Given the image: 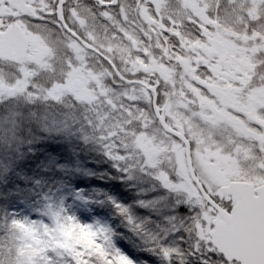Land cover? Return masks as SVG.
I'll return each mask as SVG.
<instances>
[{"label":"snow or ice","instance_id":"1","mask_svg":"<svg viewBox=\"0 0 264 264\" xmlns=\"http://www.w3.org/2000/svg\"><path fill=\"white\" fill-rule=\"evenodd\" d=\"M0 264H264V0H0Z\"/></svg>","mask_w":264,"mask_h":264}]
</instances>
